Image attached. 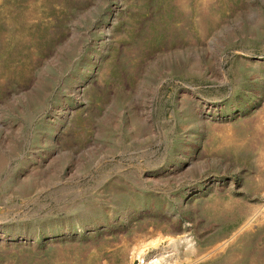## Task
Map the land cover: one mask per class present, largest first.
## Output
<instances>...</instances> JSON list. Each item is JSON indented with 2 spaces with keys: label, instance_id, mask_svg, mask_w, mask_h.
I'll return each mask as SVG.
<instances>
[{
  "label": "rangeland",
  "instance_id": "rangeland-1",
  "mask_svg": "<svg viewBox=\"0 0 264 264\" xmlns=\"http://www.w3.org/2000/svg\"><path fill=\"white\" fill-rule=\"evenodd\" d=\"M264 264V0H0V264Z\"/></svg>",
  "mask_w": 264,
  "mask_h": 264
},
{
  "label": "bare ground",
  "instance_id": "bare-ground-1",
  "mask_svg": "<svg viewBox=\"0 0 264 264\" xmlns=\"http://www.w3.org/2000/svg\"><path fill=\"white\" fill-rule=\"evenodd\" d=\"M152 258H153V256L151 258L144 257V258L140 259V262H141V264H156V261L155 262L150 261V259H152Z\"/></svg>",
  "mask_w": 264,
  "mask_h": 264
}]
</instances>
